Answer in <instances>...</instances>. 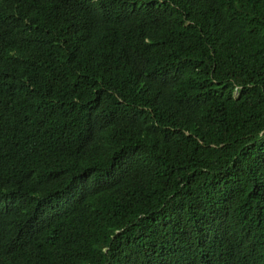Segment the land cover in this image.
<instances>
[{
  "label": "trees",
  "instance_id": "trees-1",
  "mask_svg": "<svg viewBox=\"0 0 264 264\" xmlns=\"http://www.w3.org/2000/svg\"><path fill=\"white\" fill-rule=\"evenodd\" d=\"M0 264H264V0H5Z\"/></svg>",
  "mask_w": 264,
  "mask_h": 264
},
{
  "label": "clouds",
  "instance_id": "clouds-1",
  "mask_svg": "<svg viewBox=\"0 0 264 264\" xmlns=\"http://www.w3.org/2000/svg\"><path fill=\"white\" fill-rule=\"evenodd\" d=\"M6 3L5 0H0V7H2Z\"/></svg>",
  "mask_w": 264,
  "mask_h": 264
}]
</instances>
